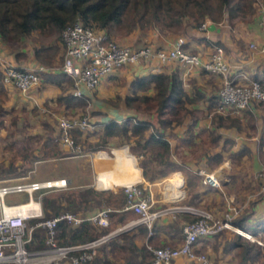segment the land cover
<instances>
[{
  "label": "trees",
  "instance_id": "1",
  "mask_svg": "<svg viewBox=\"0 0 264 264\" xmlns=\"http://www.w3.org/2000/svg\"><path fill=\"white\" fill-rule=\"evenodd\" d=\"M257 2H264V0H0V43H19L33 33L50 38L49 44L37 45L31 49V55L36 64L49 66L55 56H58L59 52L62 53L63 48L60 41L62 30L75 21L104 33L110 39L121 40L134 32H138L144 37L153 31L157 36H174L176 39L177 37L182 38L188 29L199 30L198 28L205 21L220 23L225 20L226 23H231L234 20H246L254 14ZM204 43L209 44V46H218L214 43ZM186 46L185 43L184 47L186 48ZM152 63L154 62H141L140 67ZM169 64L174 69L168 73L157 71L139 76L131 73L134 68L123 66L100 78L94 88L98 92V87L103 84L121 82L123 93L113 95L118 102L115 103L112 101L113 99L104 97L105 102L148 116L153 115L157 127L149 121L134 116H127L121 121L114 119L98 121L103 113L100 112L101 115H98L91 112V117L98 115L94 121L96 129L89 131L88 135H85L84 130L71 129L69 135L74 145L80 143L79 147L84 152L102 150L107 144H112L114 141L120 145H126L130 154L135 157L143 179L151 181L165 168L174 166L171 161V148L164 135L165 131L180 127L183 121L188 119L191 124L186 125L187 138L180 142L188 141V137L191 136L190 128L194 126L193 124L197 119L194 115L196 113L194 106L198 102H205L206 109L213 111L211 122L223 126V120H227L230 123L224 126H235V119L223 117L221 113L215 112L216 95L204 99V96L198 93L195 88L189 94L186 93L178 75V69L183 71L182 66L174 62ZM192 72L210 74L200 69L192 70L190 73ZM127 73L132 74H129L131 77L128 82ZM1 74L0 71V82ZM40 75L43 78H39V82L54 85L59 90L53 101L54 105L65 110L83 111L87 107V98L75 97L71 92L69 93L62 88V83L67 84V88H70L71 82L59 69L52 72L46 71ZM5 99H7L5 93L0 92V102ZM255 103L258 104L257 102L251 104ZM247 109L245 110L247 111ZM1 111L4 112V108L0 107ZM89 135L95 136L94 143L87 142L90 140ZM51 141L53 142V139H46L42 144L43 147L48 148V143ZM82 144L83 146H81ZM49 149L48 151L44 150L42 155L62 157L63 152L58 148L50 146ZM33 158L31 149L28 147H23V153L19 151L16 160L19 162L22 172L28 170L23 166V162ZM179 158L181 159L182 156ZM206 159L213 165L221 162L219 154L211 155ZM131 164L133 165V160ZM3 170L0 169V173H14V164L9 163L6 171ZM4 177L6 175L0 176V178ZM109 179H111L109 175L105 174L104 180L107 182ZM39 203L43 218H49L66 211L83 218L87 215L86 213L107 206L110 207L108 208L110 210L108 215L114 226L122 224L128 214L126 212H114L124 205V195L121 190L113 193L110 190L96 191L92 188H85L76 191L50 192L42 195ZM249 216L246 209L241 210L233 217L231 224L250 234L257 232L262 234L264 241V220L257 221L253 227H250V224L247 223ZM177 218L170 224L172 230L179 229L177 228L179 224L181 226V223L194 219L186 214H180V217ZM38 220L27 221L29 225L33 226L30 241L26 244L29 249L44 248L47 233L45 229L35 227ZM152 228L154 231V226ZM106 231L107 229H95L86 220H82L78 225L59 221L53 239L58 246L75 245L90 241ZM136 232L142 236L147 235V230L143 226H138ZM202 239L204 238L198 239L195 245ZM103 247H107L109 251L119 247L123 251L126 264L130 263L128 261H133L134 258H139V264H149L150 252L145 246L136 248L132 244L130 232L122 233L98 246L94 250L92 259L84 264H100L98 252L100 254ZM225 247H232L237 250L236 257L239 264H264V248L237 234H234L232 239L225 241Z\"/></svg>",
  "mask_w": 264,
  "mask_h": 264
},
{
  "label": "crops",
  "instance_id": "2",
  "mask_svg": "<svg viewBox=\"0 0 264 264\" xmlns=\"http://www.w3.org/2000/svg\"><path fill=\"white\" fill-rule=\"evenodd\" d=\"M135 34H138V32H134L122 39L128 40ZM182 38L186 42V47H188L193 52L200 53L202 56L206 55L209 48V44L206 45L204 42L218 44V46L222 48L224 61L228 67V74L230 77L236 76V80L241 74L249 80H258L262 85H264V50L261 52L258 51L259 47L264 46V36L259 24V13L257 9H255V12L251 17L243 21L234 20L231 23H226L225 20L221 21L220 23H212L207 21L205 29L202 31L197 29H188ZM174 39V36H157L154 31L149 32L146 36H144V41L152 49L166 48L173 42ZM250 44L254 45V48H250ZM2 45L3 44L0 43V59L3 61V57H1L3 55L1 51ZM59 49L61 50L60 45ZM7 58L10 61L9 56H7ZM28 62L33 63V67H41L34 62L32 55L31 57H28ZM1 64L2 63L0 62V71ZM17 67L24 68L23 65H19ZM173 69V66H170L169 63L163 66L152 63L144 67L137 66L136 68L132 69L131 73L135 76H139L145 73H154L157 71L168 73ZM57 70L58 69H54L53 71ZM42 71L52 72V70H46L43 67ZM131 73H127V82L132 75ZM178 75L182 81L183 90L186 93L189 94L192 92V89L195 88L198 93L204 96V99H207L208 97H214L213 95H216V91L219 88L221 81L219 75L196 72L184 75L183 71L180 69H178ZM61 85H64V83ZM50 87H52V89H50ZM102 87L103 85L98 87V92L103 91ZM11 90L12 89L10 87L5 85L3 82H0V92L5 93L7 97V99L0 102V107L4 108L6 102L9 101V94ZM8 91L10 92L8 93ZM66 91L69 93L71 92L70 88H67ZM19 93V96L24 97L27 102L33 100L37 104L40 102L51 104L58 95L59 90L50 84L39 82L38 85L32 87L28 91ZM16 98L13 99V103L16 101L18 102ZM194 109L199 110V113H202L203 116L201 118L197 117L196 122L193 124L194 126H191V136L188 137V141L184 143L180 142L182 139L187 138V134L185 133L186 125L191 124L190 120L188 119H185L182 125L177 127V130L169 135L170 137L166 136L171 148V161L174 163V166L177 165L181 168L183 167L184 170L187 171L188 167L191 168L193 160H198L199 163H202L204 169H198L196 174L201 170L206 173H212L216 176H214L216 179H219L220 175L222 177H226L225 179H222L223 181H221V183L218 182V188H213L207 185V189L206 186L204 189L202 188L203 185L200 178V187L195 193L196 197L198 196L199 200L200 198H210L211 200L213 198L215 200L221 196L226 206L225 212L228 210V208H235L238 210V212L246 209V213L250 215L247 223L250 224V227H253L255 222L264 220V192L259 191L260 182L259 179H257V174H264V105L255 103L251 104L247 111L243 110L230 113L227 111L221 113V116L223 117L235 119V126H224L230 123L227 120H223V126L218 123L211 122L213 111L206 109L205 102H198L194 106ZM99 110V112L103 113V116H101L98 121H104L107 119L120 121L121 119H118L121 118L120 114L123 116H128L127 114L131 115V113L122 106L117 107V109L111 108L110 110L107 108H99ZM95 129L96 127L92 128V130ZM106 146L110 147L112 150L110 143ZM195 148H197V152L193 151ZM127 149V146L124 145L119 149L118 155L113 154L112 156L110 150V152L106 153L99 152V157H97L95 154V157L90 159L79 158L82 155L76 154L62 158L57 157V161L54 162L53 172H46L44 174L55 173L59 168L56 163L63 162L60 166V175L54 178L38 179V181L63 178L67 184V188L63 191H76L85 188H92L96 191L110 190L113 193L118 190L117 188L121 189L122 191L121 187L125 183L138 182L141 186L146 188L149 193H151V189L154 188V184L156 185L158 183L159 178H154V180L151 181L144 180L141 175V170L138 168L135 162L134 156L129 154L130 152L129 150L127 152ZM215 154H219L221 156V162L217 165H213L206 159V157ZM177 155L179 157L182 156V158L180 159ZM103 156L106 158H103ZM195 156L197 159H195ZM130 157L133 158V165L131 164L132 159ZM181 171H171L168 173L167 180L162 188V194L168 201L185 196L187 191V183L185 178H182L181 175L183 170ZM160 173L158 175H160ZM105 174L109 175L111 178L107 182L104 180ZM236 176L242 177V183H239V181L234 183L236 181L235 179H237ZM228 179L233 180L232 186ZM11 180L13 179L6 177L0 178V182H10ZM110 180H112L113 183L110 184ZM32 181L36 180L33 179ZM227 187H233L232 191L229 190L226 193L224 190ZM233 191L236 195L241 194L244 198V201L237 208L230 205V203H232V198L235 197ZM4 197L2 200L3 203L6 204L4 202ZM26 202L27 197L25 201L18 202V204ZM31 203L43 216L40 203L37 201V196L35 198L32 197ZM11 204L17 203H10L6 205ZM121 209L115 210L114 212H126L128 215H131L128 211H122ZM95 212L96 211H90L89 213H86L87 215L85 217H90L94 215ZM33 219L36 218H30L28 220L30 221ZM173 219L174 218L172 216L159 218L154 223V231L152 228L150 235H139L136 232V228L131 230L130 234L132 236V244L136 248H140L141 246H178L182 238L180 227L184 223H181V226L180 224L178 225L177 228L179 229L172 230L170 224L173 223ZM111 220L112 219L109 218L110 227L113 228L117 226H113V224H111ZM92 226L95 227L94 225ZM221 231L198 242L194 248L195 253L205 254L209 258V264H239L238 258L236 257L237 250L232 247H225V241H228L229 238L219 237V233ZM225 233L226 232L223 234L225 235ZM250 235L258 238L260 241H263L262 234L258 232L256 234ZM98 258L100 260V264H126L127 262L123 251L120 250L119 247H115L114 250L111 249L110 251L107 247H103L102 250H100V254L98 252ZM128 262H130L129 264H139V258H134L133 261ZM175 263L200 264L197 261L185 259L183 257L176 259Z\"/></svg>",
  "mask_w": 264,
  "mask_h": 264
},
{
  "label": "built area",
  "instance_id": "3",
  "mask_svg": "<svg viewBox=\"0 0 264 264\" xmlns=\"http://www.w3.org/2000/svg\"><path fill=\"white\" fill-rule=\"evenodd\" d=\"M258 13L259 24L264 36V9L260 8ZM206 22L200 25L198 28L200 31L205 29ZM60 41L63 54L59 70L70 79V91L75 97L89 99L98 80L120 67L135 68L140 66L141 62L146 61L158 65L174 62L182 66L184 75L192 70L200 69L220 76L221 81L216 93L215 112L217 113L243 111L252 102L264 105V85L258 80H249L241 74L236 80V76L230 77L222 48L217 45H210L205 56L193 52L188 47L185 48L186 42L181 37L174 39L166 49H152L149 46L133 49L114 43L104 33L78 21L62 30ZM249 47L254 48V45L250 44ZM263 50L264 46L258 49L260 52ZM42 72V67L24 69L3 64L1 65V82L24 93L38 84L39 74ZM57 125L59 143L67 149L76 148L69 136L71 129L90 128L83 119H59ZM197 174L202 184L213 188L219 187L212 173L200 170ZM257 179L260 182L259 191L264 192V174H257ZM66 188L67 184L63 178L0 185V264H84L92 259L94 250L98 246L112 238L130 232L138 226H144L147 234L150 235L155 221L173 214H186L194 219L181 226L182 240L178 246H146L150 252L149 264H176L175 260L181 257L200 264H209L204 255L195 254V243L198 239L215 235L221 230L232 231L245 240L264 248V244L258 238L231 224V220L238 213L237 209L228 208L220 219H217L208 211L176 205L182 198L169 201L170 205L165 207L152 208L154 200L149 191L138 182L125 183L121 187L124 195V205L121 210L128 211L133 218L113 228L110 227L108 208L97 210L90 217L81 218L73 213L64 212L43 218L36 207L27 206L29 202L31 203L32 194L35 191H40L37 196L39 202L42 195L63 191ZM10 193H25L27 202L4 204L3 197ZM21 206L27 207L22 209ZM30 218L39 219L35 227L46 230L44 248L29 249L26 247L33 229V226L27 223ZM82 220L88 221L97 230L107 229V231L81 244L56 245L53 236L59 221L78 225Z\"/></svg>",
  "mask_w": 264,
  "mask_h": 264
},
{
  "label": "rangeland",
  "instance_id": "4",
  "mask_svg": "<svg viewBox=\"0 0 264 264\" xmlns=\"http://www.w3.org/2000/svg\"><path fill=\"white\" fill-rule=\"evenodd\" d=\"M260 8L264 9V2H257V4L255 5V9L259 10ZM111 40L118 45L128 46L133 49L149 46L144 41V37L139 33L135 34L134 36H132V38H129L128 40H124V39L117 40L115 38ZM49 43H50V38L42 37L36 33H33L30 36L24 38L19 43L8 42L6 44H3L2 49H1L2 54H3V55L1 54L2 55L1 57H3L2 58L3 61L0 59V62L2 63L1 65L3 64L9 65V66L11 65L14 67L23 65L24 69L33 68V63L28 62V57H31V49L32 48L34 49V47H36L37 45H41V44L47 45ZM58 54L59 55L55 56V58L53 59V61L50 63L49 66H42V65L40 66L45 68L46 70L48 69L52 71L54 69H59L61 61H62L63 50H62V53L59 52ZM7 56H9L10 61L8 60ZM39 78L41 79L43 77L40 75ZM120 83L121 82L119 81H115L114 83H111V84L110 82H108L107 84H105V86L103 84L102 92H97L94 89V91L91 93L90 98L88 99L87 107L83 111L82 110H65L60 106L54 105L53 103L50 104V103L40 102L37 104L33 100L27 102L24 97L19 96L20 91H18L17 89H14L12 86L7 85L12 90L11 92L8 91V93L10 92L9 94L10 99L8 101L9 103L6 102V105L4 106L5 111L0 112V169H4L6 171V168L8 167L9 163H11L12 165L14 164L15 171L14 173H11V174L10 173L8 174L6 172L0 173V176L6 175L7 178L13 179L11 180L13 182L3 181V182H0V185L10 184V183H25L29 181L31 182L33 179L38 181V179L54 178V177L59 176L60 170H61L60 166H61V163L63 162L56 163V165L59 166V168L57 169L55 173L44 174L46 172H53L54 162L57 161V157L42 155L43 151L44 150L48 151L50 146L56 147L59 150H61L63 152L62 157L76 154V155H82L79 158H87V159L89 158L90 159V158L95 157V154L97 157H99L98 156L100 154L99 152H105V153L110 152L111 150L110 147L106 146L102 150H97L95 152L86 151L84 153V151H82L81 148L79 147L80 143H76L75 145L76 148H71V149L64 148L63 146L60 145L59 140H58L59 131H58L57 120L59 119H67V120L83 119L85 120L90 126V128H86L84 130L85 135H86L87 133H89V131H92L93 127H95L94 121H96L97 119L96 117L98 115H101L100 112H98L99 108H103V109L107 108L110 110L111 108L117 109V106L111 105L110 103H107V101L105 102L104 97H109L110 99H113L112 101L117 103L118 100H116L115 96L113 95L115 93H118L119 95L123 93V89L121 88L122 85ZM51 86L55 87L54 85H51ZM61 86L63 89L64 88L67 89V84H64ZM50 89H52V87H50ZM15 98L18 100V102L16 101L15 103H13V99ZM126 110L131 113V115L127 114L128 116H134L138 119L149 121L150 123L153 124V126L157 127L156 120L153 115L148 116L147 114H143L141 112H134L130 109H126ZM91 112H94L98 115L91 117L90 115ZM194 115L198 118L199 117L201 118L203 116L202 113L201 114L199 113V110H196V113H194ZM120 116L121 118H118L119 120L120 119L122 120L123 118L127 117L121 114ZM176 130H177V127L173 128L172 130L170 129L166 130L164 133L165 137L166 136L170 137L169 135H171V133L175 132ZM89 137H90V140H88L87 142L94 143L95 136L89 135ZM48 138L53 139V142L51 141L48 143L49 144L48 148L43 147L42 145L43 142ZM81 146H83V144ZM111 146H112L111 154L113 156V154L118 155L119 149L122 148L124 145H120L118 144L117 141H114L111 144ZM23 147H28V149H31V153L34 156L32 160L29 159L28 161L23 162V166L26 167V169H28L25 172L24 171L22 172L20 170V166L16 160L19 155V151L23 153ZM49 150L51 151V149ZM193 151L197 152V148H195ZM127 152H128V149H127ZM103 158H106V157L103 156ZM195 159H197L196 156H195ZM135 162L137 164L136 159H135ZM188 169L186 171L184 170L183 167L181 168L180 166L175 165L173 167L165 168L160 173V175H157L155 177L156 179L158 178L159 179H158V183L156 185L154 184L153 186L154 188L151 189V193H150L152 200H154V203L152 204V208L165 207L169 204V201L166 200L164 198V195L162 194L163 185L167 180V176L169 172L183 170V173L181 176L182 178H185L186 180L187 191L185 193V196L182 197V199H180L179 202L176 203V205L189 206L192 208L208 211L209 213L213 215L214 218L220 219V217L225 213V208H226L220 195H219L220 198L215 199V200L213 198L212 200L210 198H204V199L200 198L199 200L198 196L193 198L197 189L200 187L199 185L200 176L196 174V171L198 169H204L202 163L201 162L199 163L198 160H193V163L191 164V168L188 167ZM219 177H220L219 179H216L219 183L223 181L222 180L223 178L224 179L226 178L224 176L222 177L221 175ZM236 177L237 179H235L236 181L234 183L238 181L239 183L240 182L242 183L243 181L242 177L240 176H236ZM228 181L232 186L233 180L228 179ZM112 182L113 181L110 180V184ZM202 185H203L202 187L203 189L205 186H206V189L208 188L207 185L205 184H202ZM232 188L227 187L225 188L224 191L227 193L229 190L232 191ZM117 189L121 190L119 188ZM39 192L40 191L33 192L32 197L35 198L36 196H38L40 194ZM233 193L235 194L234 191ZM234 196L235 197L232 198V203H230V205L237 208L244 201V198L241 194H238V195L235 194ZM25 200H26V195L24 193H12V194H7V196L4 197V202L6 204L23 202ZM102 208H110V207L106 206ZM66 212L71 213L69 211H66ZM172 217L174 218L173 221L177 220L178 219L177 217H180V214H173ZM132 218H133L132 215L127 214L125 220H130ZM154 223L152 226H154ZM111 224H113L112 220H111ZM223 231L226 232L225 235L223 234L224 233ZM219 234H220L219 237L221 238L226 237V238L232 239L234 236V234L229 230H222ZM262 243L264 244V241H262ZM171 247H174V246H171ZM199 254H202V253H199ZM202 255L205 256L207 261L209 260V258L205 254H202Z\"/></svg>",
  "mask_w": 264,
  "mask_h": 264
},
{
  "label": "bare ground",
  "instance_id": "5",
  "mask_svg": "<svg viewBox=\"0 0 264 264\" xmlns=\"http://www.w3.org/2000/svg\"><path fill=\"white\" fill-rule=\"evenodd\" d=\"M29 205L32 206V203L29 202L27 206H29ZM27 206H21L20 208L23 209V208H25V207H27Z\"/></svg>",
  "mask_w": 264,
  "mask_h": 264
},
{
  "label": "water",
  "instance_id": "6",
  "mask_svg": "<svg viewBox=\"0 0 264 264\" xmlns=\"http://www.w3.org/2000/svg\"><path fill=\"white\" fill-rule=\"evenodd\" d=\"M132 160H133V158L132 157H130Z\"/></svg>",
  "mask_w": 264,
  "mask_h": 264
}]
</instances>
